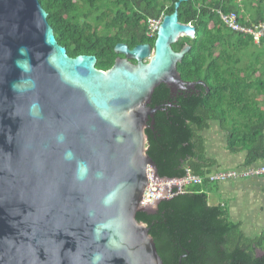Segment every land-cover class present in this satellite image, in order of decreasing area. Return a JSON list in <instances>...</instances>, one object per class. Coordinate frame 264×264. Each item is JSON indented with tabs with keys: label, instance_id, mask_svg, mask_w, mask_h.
<instances>
[{
	"label": "water",
	"instance_id": "water-1",
	"mask_svg": "<svg viewBox=\"0 0 264 264\" xmlns=\"http://www.w3.org/2000/svg\"><path fill=\"white\" fill-rule=\"evenodd\" d=\"M187 1L153 48L117 44L102 71L59 45L39 0H0V264H164L137 214L165 200L141 205L149 170L155 184L186 178L159 177L146 130L158 87L206 86L177 70L191 47L173 46L196 38L179 22Z\"/></svg>",
	"mask_w": 264,
	"mask_h": 264
},
{
	"label": "trees",
	"instance_id": "trees-1",
	"mask_svg": "<svg viewBox=\"0 0 264 264\" xmlns=\"http://www.w3.org/2000/svg\"><path fill=\"white\" fill-rule=\"evenodd\" d=\"M39 1L59 45L71 58L96 57V68L102 71L112 68L119 57L114 52L117 44L153 48L156 34L148 37L149 21L171 15L179 2ZM217 10L236 13L245 26L264 22V0H188L178 10L179 22L191 24L196 38H183L173 46L175 51L186 43L191 47L177 70L184 82L206 86L176 97L164 85L155 90L151 107L162 111L156 112L146 130L148 155L161 179H181L190 173L204 182L160 202L153 214H137V220L147 224L164 264L180 260L181 264H264V232L248 237L240 223L230 220L227 202L218 206L208 202V195L223 184L206 179L222 171L212 170L214 163L205 158V142L199 135L210 130L211 123H218L226 134L230 153H246L244 167L237 170L264 162V40L254 45L250 37L227 29Z\"/></svg>",
	"mask_w": 264,
	"mask_h": 264
},
{
	"label": "built area",
	"instance_id": "built-area-1",
	"mask_svg": "<svg viewBox=\"0 0 264 264\" xmlns=\"http://www.w3.org/2000/svg\"><path fill=\"white\" fill-rule=\"evenodd\" d=\"M216 13L219 15L223 25L227 29L231 30L234 33H240L250 37L254 45H260L261 42L264 40V22L251 26H245L240 23L239 17L234 12L223 13L221 10H217ZM163 18L164 16L162 17V19ZM162 19L157 21H149V28L147 34L148 37H153L156 34L162 22ZM148 176L149 185L145 190L143 200L141 202V205L143 207L153 205L156 201L163 198H165V200H169L179 194H184L185 190L190 185L202 184L204 182V179L193 176L190 173H188L185 179L181 178L183 180L160 182L156 184L153 182L152 171L149 170ZM256 177L264 178V166H253L244 170H222L213 173L212 175H208L206 179L209 182L226 183L230 180H235L237 178L250 179Z\"/></svg>",
	"mask_w": 264,
	"mask_h": 264
},
{
	"label": "crops",
	"instance_id": "crops-1",
	"mask_svg": "<svg viewBox=\"0 0 264 264\" xmlns=\"http://www.w3.org/2000/svg\"><path fill=\"white\" fill-rule=\"evenodd\" d=\"M227 144V142H226ZM229 170L242 169L246 153H240ZM263 165L260 162L257 166ZM258 199H255V198ZM210 206L228 203L230 220L240 223L242 231L257 229V236L264 232V178L237 179L227 182L208 195ZM244 229V230H243Z\"/></svg>",
	"mask_w": 264,
	"mask_h": 264
},
{
	"label": "rangeland",
	"instance_id": "rangeland-1",
	"mask_svg": "<svg viewBox=\"0 0 264 264\" xmlns=\"http://www.w3.org/2000/svg\"><path fill=\"white\" fill-rule=\"evenodd\" d=\"M199 135H201L202 139L205 142L204 143L205 158L208 161H212L214 163L211 167L212 170H214V171L229 170L233 167L235 160L241 157V155L232 154L227 150V148H226L227 147V144H226L227 136L220 129L218 123H211L210 130L200 132ZM226 183L219 185V189L222 185H224ZM255 199H258V198L256 197ZM252 230L253 231H249V230L245 231L244 230L243 232L248 237L253 238V237L257 236L256 231L261 230V229H257V230L252 229ZM258 254L260 255L261 252L258 251Z\"/></svg>",
	"mask_w": 264,
	"mask_h": 264
},
{
	"label": "flooded vegetation",
	"instance_id": "flooded-vegetation-1",
	"mask_svg": "<svg viewBox=\"0 0 264 264\" xmlns=\"http://www.w3.org/2000/svg\"><path fill=\"white\" fill-rule=\"evenodd\" d=\"M182 39L183 38H181L178 42H181L182 41ZM185 45H188L187 43L185 44ZM184 46V45H183ZM183 48V47H182ZM181 48V49H182ZM192 83H194V82H192ZM198 83V82H197ZM203 83V82H202ZM197 86H203V85H196V87ZM195 90H196V88H195ZM198 92V91H197ZM207 92H209V90L207 89ZM183 93H192V91H189V92H177V93H175V94H172V96H177V95H183Z\"/></svg>",
	"mask_w": 264,
	"mask_h": 264
}]
</instances>
